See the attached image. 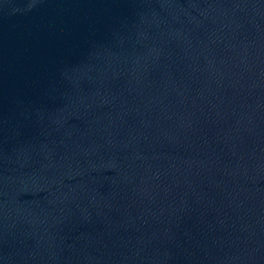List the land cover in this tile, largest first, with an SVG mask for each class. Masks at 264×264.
<instances>
[{"label": "water", "instance_id": "95a60500", "mask_svg": "<svg viewBox=\"0 0 264 264\" xmlns=\"http://www.w3.org/2000/svg\"><path fill=\"white\" fill-rule=\"evenodd\" d=\"M0 109L264 262V0H0Z\"/></svg>", "mask_w": 264, "mask_h": 264}]
</instances>
